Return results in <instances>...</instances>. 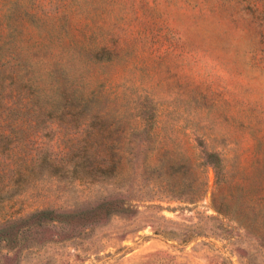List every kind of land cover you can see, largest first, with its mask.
Here are the masks:
<instances>
[{
    "label": "rangeland",
    "instance_id": "374dc122",
    "mask_svg": "<svg viewBox=\"0 0 264 264\" xmlns=\"http://www.w3.org/2000/svg\"><path fill=\"white\" fill-rule=\"evenodd\" d=\"M0 264H264V0H0Z\"/></svg>",
    "mask_w": 264,
    "mask_h": 264
}]
</instances>
